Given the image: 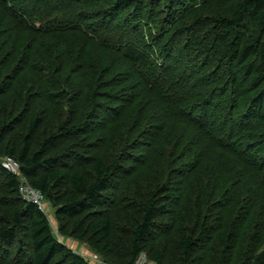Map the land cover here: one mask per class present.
<instances>
[{"label":"trees","instance_id":"16d2710c","mask_svg":"<svg viewBox=\"0 0 264 264\" xmlns=\"http://www.w3.org/2000/svg\"><path fill=\"white\" fill-rule=\"evenodd\" d=\"M35 1L33 7H43L40 12L58 11L53 1ZM162 1L113 0L110 7L161 10L157 28L166 43V62L173 53H184L195 67L162 72L133 44L120 46V63L114 67H102L100 60L87 66L89 56H81L79 67L64 80V90L76 93L78 102L85 99L81 113L77 102L75 111L68 110L71 122L55 120L38 141L34 138L44 119L35 116L20 145L7 146L3 157L19 163L22 176L55 210L63 228L76 221L63 236L78 231L77 240L102 256L114 255L118 264H135L141 254L153 264H264V199L230 183L227 175L213 178L216 172L202 159L203 144L226 148L248 176L264 179V0H235L228 13L213 14L208 21L204 17L197 30L179 26L178 19L169 21L164 11V6L195 0ZM20 14L35 15L29 10ZM56 22V17L46 20L33 32L56 30ZM66 59L49 67L53 91L48 93L65 99L68 90L58 89L56 77L71 70ZM96 83L104 90L135 85L142 93L127 97L125 108L116 100L106 109L93 102L94 93L89 96ZM3 87L1 105L6 102ZM217 99L225 107L209 116ZM6 115L0 119V135L16 116L12 109ZM179 127L184 128L180 134L172 130ZM236 136L247 138L243 148L234 145ZM176 168L177 181L167 175ZM193 168L199 183L191 182ZM240 171L228 174L241 179ZM18 186L19 178L0 165V264H89L53 236L46 214L22 200ZM116 214L125 220L121 231Z\"/></svg>","mask_w":264,"mask_h":264},{"label":"rangeland","instance_id":"374dc122","mask_svg":"<svg viewBox=\"0 0 264 264\" xmlns=\"http://www.w3.org/2000/svg\"><path fill=\"white\" fill-rule=\"evenodd\" d=\"M44 1H53V5L58 8V11L51 10L49 12L46 9L44 12H40L43 7H33L35 0H0V88L4 86L2 91L6 100L3 105L0 104V108L2 107L0 119L6 117L7 112L11 109L16 115L12 118L11 129L5 128V133L0 135V137L2 136L0 158L4 156L7 146L11 144L20 145L25 135V127L35 116H42L44 124L34 141H38L55 120L67 121L68 119L71 122L68 110H76L77 94L70 92L68 89L66 99L48 94L53 91L50 84L52 69L49 67H52V65L57 66L63 59L64 64L67 61L66 57L69 59L67 67H71V70L63 76L56 77L59 79L57 85L60 90L66 89L64 80L72 75L74 67H79L81 56H89L90 64L87 66L100 60L102 67H107L106 63H110L114 67L120 63L117 59L120 46L123 47L126 44H133L144 51L145 56L152 63V67H157L162 72L165 67L172 69L178 67V72L182 70V67H189V69L195 67L194 64L187 63L184 53H173L169 62H166L165 47H162L166 43L161 42L163 33L157 28L159 24L157 19L163 15L160 14L161 10L153 13H151V9L149 10L150 13H148V10L141 13L134 12L133 9L125 11L117 7H110L113 0H43L42 2ZM163 3H166V1L163 0ZM234 5L235 0H195L192 4L185 3V5L182 4L172 8L164 6V11L168 14L169 21L178 19L179 26L193 27L194 30H197L205 23L204 17H207L208 21V18L213 14H226L233 9ZM22 10H29L35 15L31 18L28 14L22 17L20 14ZM53 17L58 18V22L55 23L58 26L56 30H53V27L50 26L43 28L41 34L33 32L34 29H41L44 22ZM130 22H132V25ZM128 24L130 25L126 26ZM76 27L79 30L71 29ZM63 28L69 29L63 30ZM69 53H72V55L70 56ZM27 61L29 62L28 66L24 67ZM101 66L99 68H102ZM112 87L114 89H111ZM131 87L133 89H121L119 86H111L104 90L103 84L97 85L96 83L93 84V90L89 93V96L94 93L92 100L95 104H98L97 107L101 104L106 109H110L117 105L115 101L118 100L120 105H123L122 108H125L128 104V102H125L127 97L134 98L138 91H136L135 85H131ZM107 92L109 93L108 98H102L103 94ZM139 93H142L141 88H139L137 94ZM82 101L85 102V99H79L77 114H80L83 110ZM3 106L5 107L3 108ZM222 107H225L224 103L221 99H217L208 115L218 114ZM52 111L57 112V114L52 115ZM137 111H139V105L134 108L133 115ZM211 121H215L216 126L221 125L219 120H210L208 124ZM76 122L77 120L74 121V123ZM1 130L2 126L0 125V133H3V130ZM172 130L180 134L184 131V128L179 127L178 130ZM246 140V137L236 136L233 138V143L235 146L243 148ZM226 143V140L222 142L224 145ZM208 144H203L206 146L204 147L206 151L202 153V159L204 161L206 158L211 165L209 167L211 172H216L213 173V178L217 175H227L230 183L249 187L254 194L263 200L264 179L255 181V179L248 176L247 168L242 167L234 160L233 156L224 152L228 151L225 150L226 148L221 151L210 147L211 144L207 146ZM192 151L196 153L195 147ZM238 167L242 168L240 174L243 177L241 179L228 174ZM167 175L170 176L171 180L177 181L179 168L170 171ZM198 175L196 168H193L192 183L201 181V177L197 180ZM222 180L223 177L219 179V181ZM45 204L46 216L53 236L58 241L84 258L89 264H118V260L114 255L102 256L87 243L77 240L75 237H77L76 233L78 231H73V237L63 236L62 233L64 231L69 233L76 221L66 223V227L63 228L56 218L55 210L49 207L46 202ZM260 213L261 210H258L257 214ZM116 215L115 222L119 226L117 230L121 231V227L125 225V220L121 215ZM166 237L171 238V235ZM13 248L14 246L9 251L13 252ZM140 257L141 264H151V261L144 254Z\"/></svg>","mask_w":264,"mask_h":264},{"label":"built area","instance_id":"2783aa9c","mask_svg":"<svg viewBox=\"0 0 264 264\" xmlns=\"http://www.w3.org/2000/svg\"><path fill=\"white\" fill-rule=\"evenodd\" d=\"M0 165L6 172L19 178L18 192L21 199L28 203H32L46 214V204L42 195L37 190L33 189L28 181L22 176L19 163L12 157L5 156L2 158ZM140 256L135 264H141Z\"/></svg>","mask_w":264,"mask_h":264},{"label":"crops","instance_id":"0c3cea01","mask_svg":"<svg viewBox=\"0 0 264 264\" xmlns=\"http://www.w3.org/2000/svg\"><path fill=\"white\" fill-rule=\"evenodd\" d=\"M151 264H153V263H151Z\"/></svg>","mask_w":264,"mask_h":264}]
</instances>
